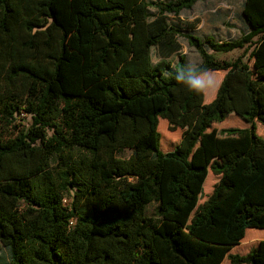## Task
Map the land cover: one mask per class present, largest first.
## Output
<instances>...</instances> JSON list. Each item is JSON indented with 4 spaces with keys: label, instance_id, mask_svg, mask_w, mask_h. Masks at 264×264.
Instances as JSON below:
<instances>
[{
    "label": "trees",
    "instance_id": "obj_1",
    "mask_svg": "<svg viewBox=\"0 0 264 264\" xmlns=\"http://www.w3.org/2000/svg\"><path fill=\"white\" fill-rule=\"evenodd\" d=\"M198 1L0 0V264H264V240L227 254L264 229V0L228 40L167 21ZM181 38L225 71L208 103L174 79ZM229 113L249 126L209 129Z\"/></svg>",
    "mask_w": 264,
    "mask_h": 264
},
{
    "label": "rangeland",
    "instance_id": "obj_2",
    "mask_svg": "<svg viewBox=\"0 0 264 264\" xmlns=\"http://www.w3.org/2000/svg\"><path fill=\"white\" fill-rule=\"evenodd\" d=\"M242 1L243 0H205V1H200V3H197L193 7V9L182 11L178 17L168 15L167 21L171 24H175V25L179 26L180 28H182L185 31L187 28V24L190 21H194L196 18H198V19H200L199 28L194 30L193 34L197 35L199 38L203 39L205 37V33L207 32V28H209L211 26L213 27V25H218V26H220L219 30H217L216 28H211V32H210L211 34L213 33L212 35L214 37H216V39L217 38L221 39V40L234 39L240 35L242 30H244V23H243V20L241 18V3H242ZM149 12L151 14H154V13H156V10L153 8H150ZM225 22L227 23V25L223 26V23H225ZM227 28H229V29H227ZM180 41L182 44V49L180 52L185 54L186 65L190 61H194V62L199 64L200 56L198 55L196 50L193 47L189 46L187 41L184 38H181ZM150 53H151V61H152V63H155L159 59V57L157 55L156 48L155 47L151 48ZM239 53H240V50L235 49V50L228 52V53L216 52L215 56L217 58L231 59ZM176 59H177V54H173L170 57V60L173 62H175ZM215 93H216V91L214 92L211 89L206 95H204V102L205 103L210 102L214 98ZM160 120L166 121L165 119H161V118L159 119V121ZM29 122H30V116L28 114L19 113L16 116L14 124L17 126V129H20V128H25L27 125H29ZM248 126H249V123L247 121H245L243 118H241L240 116H238L234 113H230V114L226 115V117L224 118L223 121L213 123L209 129L216 128L217 131H219L222 129V127L223 128H232V127L233 128H245ZM167 127H168V124H167ZM163 131H165L164 128H163ZM168 131H171L175 134L176 141L172 145H168L162 140V135L160 133V136H161V138H160V149L163 152H167V151H170L171 149H173V147L180 140L182 130L181 129L170 130L168 128ZM256 132L264 138V125H262L260 123H256ZM128 154H129V151L126 150L124 152V154H122V155L127 156ZM60 162H61V159L59 156L54 155L51 157V161H50L51 167L56 168V166H58ZM208 174H211L212 176H214V183H216L217 182L216 179L218 177L213 175L211 173V171H208ZM209 192L210 191H208V192L204 191V189L202 188V195H201L200 199L198 200V204H201L206 199V196L209 194ZM155 205H156V203L152 202L147 206V214H149V215L153 214V211L155 209ZM193 213H194V211L192 212V214ZM250 229H252V228H250ZM245 235H246V232H245ZM247 236H249V234ZM246 242L248 243V241H246ZM253 247L254 246L251 247V245H250V247H249V245L244 246V243L241 244V241H240V243L237 244L236 249L232 250L231 253H233V254H244L249 249H251ZM7 254H8V252H7L6 248L0 243V256L7 258ZM224 260L226 261V264H231L227 258H224Z\"/></svg>",
    "mask_w": 264,
    "mask_h": 264
},
{
    "label": "clouds",
    "instance_id": "obj_3",
    "mask_svg": "<svg viewBox=\"0 0 264 264\" xmlns=\"http://www.w3.org/2000/svg\"><path fill=\"white\" fill-rule=\"evenodd\" d=\"M177 83L187 86L190 91L206 95L211 89L218 90L222 80H217L213 70L202 68L198 63L190 61L174 71Z\"/></svg>",
    "mask_w": 264,
    "mask_h": 264
},
{
    "label": "crops",
    "instance_id": "obj_4",
    "mask_svg": "<svg viewBox=\"0 0 264 264\" xmlns=\"http://www.w3.org/2000/svg\"><path fill=\"white\" fill-rule=\"evenodd\" d=\"M205 1V0H204ZM197 3H200V1H198V2H196L195 3V5L197 4ZM194 5V6H195ZM193 6V7H194ZM193 7H192V9H193ZM196 23V27L194 28V30H196L197 28H199V22H200V19H198V18H196L194 21H190L189 23ZM225 25H227V23L225 22V23H223V26H225ZM219 27L220 26H218V25H213V27L211 26V27H209V28H207V32L205 33V37H207V36H213L210 32H211V28H216L217 30H219ZM227 29H229V28H227ZM193 30V31H194ZM248 30V26L247 25H245L244 24V30H242V32L244 31V32H246ZM241 32V33H242ZM240 33V34H241ZM204 37V38H205ZM214 37V36H213ZM215 39H216V37H214ZM218 39V38H217ZM218 40H221V39H218ZM214 73H215V75H217L216 77H217V80L219 81V80H221L222 79V77L224 76V74H225V71L224 70H215L214 71ZM216 91V90H215ZM214 91V92H215ZM230 114V113H229ZM222 129H224L223 127H222ZM212 173V172H211ZM213 174V173H212ZM213 175H215V176H217L218 178L216 179L217 181H218V179H219V175H216V174H213ZM215 180V181H216ZM217 183V182H216ZM216 183H214V180H213V183H212V186H211V188H210V192H209V194L206 196V199H207V197L212 193V191H213V188H214V186H215V184ZM202 188H203V186H202ZM205 199V200H206ZM204 200V201H205ZM203 201V202H204ZM202 202V203H203ZM201 203V204H202ZM245 232H246V235L244 234V237L241 239V244L242 243H244V246H248L249 245V247H250V245H251V247L252 246H256L257 245V243L260 241V240H264V229H257V228H252V229H250V228H247L246 230H245ZM249 234V236H247ZM246 241H248V243L246 242ZM236 246L237 245H234V246H232L231 247V249L228 251V253L227 254H233V253H231V251L232 250H234V249H236ZM253 247V248H254ZM252 249V248H251ZM251 249H249L246 253H248ZM246 253H244V254H246ZM225 258H227V256L225 257ZM228 259V258H227ZM224 260V259H223ZM222 260V262L220 263V264H226V261L224 260L223 261Z\"/></svg>",
    "mask_w": 264,
    "mask_h": 264
},
{
    "label": "built area",
    "instance_id": "obj_5",
    "mask_svg": "<svg viewBox=\"0 0 264 264\" xmlns=\"http://www.w3.org/2000/svg\"><path fill=\"white\" fill-rule=\"evenodd\" d=\"M65 201V200H64Z\"/></svg>",
    "mask_w": 264,
    "mask_h": 264
}]
</instances>
